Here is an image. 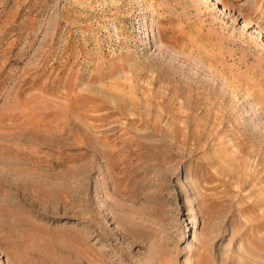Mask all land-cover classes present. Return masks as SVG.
Segmentation results:
<instances>
[{
  "label": "rangeland",
  "instance_id": "374dc122",
  "mask_svg": "<svg viewBox=\"0 0 264 264\" xmlns=\"http://www.w3.org/2000/svg\"><path fill=\"white\" fill-rule=\"evenodd\" d=\"M0 264H264V0H0Z\"/></svg>",
  "mask_w": 264,
  "mask_h": 264
}]
</instances>
